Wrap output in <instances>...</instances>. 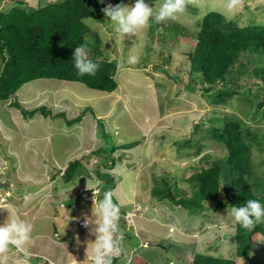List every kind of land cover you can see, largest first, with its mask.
I'll list each match as a JSON object with an SVG mask.
<instances>
[{
  "label": "rangeland",
  "instance_id": "rangeland-1",
  "mask_svg": "<svg viewBox=\"0 0 264 264\" xmlns=\"http://www.w3.org/2000/svg\"><path fill=\"white\" fill-rule=\"evenodd\" d=\"M14 1L0 0V9ZM24 1V7L36 9L62 0ZM121 3L131 2L104 0L103 4ZM162 3L149 4L156 11ZM228 3L184 0V11L175 19L162 21L148 42L144 36L141 39V33L148 32L151 21L135 31L137 40L132 41V33H117L102 12V22H84L91 31L90 42L94 44L96 37L100 42L99 49L93 46V56L98 58L101 52L118 67L116 90L108 94L80 83L40 79L23 85L14 98L0 101V224L8 215H19L33 225L30 264H68L73 257L86 261L87 243L95 237L78 222L85 215L91 216L92 190L87 184L95 187L99 180L97 199L102 197L105 182L99 179L97 169L114 179L113 198L121 204L120 226L127 237L131 234L128 245L137 247L139 238L145 241V234L157 239L158 249L152 248V241L150 250L139 248L136 252L150 264H188L195 254L234 258L236 264H264V239L257 236L250 257L235 258V246L230 242L234 222L227 216V207L216 209L213 203L205 202L202 211L190 213L169 199H156L152 193L159 187L171 191L175 199L191 198L188 179L193 169L208 167L226 155L224 147L209 137V120L236 117L256 139L264 137V117L260 115L264 108L251 120V102L243 95L248 90L250 96H264V83L252 75L256 64L250 63L248 56L240 59L243 76L235 70L232 74L240 93L224 104L213 106L202 93L184 90L189 81L186 55L194 44L191 37L206 14L217 12L228 20L237 17L240 26L264 25V0H233L231 9ZM131 56L138 57L136 63L128 62ZM13 102L36 113L25 118L11 107ZM77 117H81L79 122L67 126ZM198 124L203 125L196 131ZM262 145L252 143L250 160L259 180L264 179ZM115 148V152L110 151ZM75 160L82 166L71 181H64V171ZM111 161L114 165L109 169ZM0 264H23L22 253L10 250L0 257Z\"/></svg>",
  "mask_w": 264,
  "mask_h": 264
},
{
  "label": "trees",
  "instance_id": "trees-1",
  "mask_svg": "<svg viewBox=\"0 0 264 264\" xmlns=\"http://www.w3.org/2000/svg\"><path fill=\"white\" fill-rule=\"evenodd\" d=\"M155 1L146 0L148 3ZM25 5L24 0H15L13 5L0 9V101L10 100L23 85L40 79L80 83L88 89L108 94L116 90L118 67L113 61L103 58L101 52H98V58L93 56L100 65L94 75L78 74L72 59L74 48L81 44L87 43L92 49L95 45L100 48L98 37L94 38V44L90 42L88 34L91 31L84 22L87 19L102 22L105 5L100 0H62L36 9ZM150 21L151 28L147 33H141V39L144 36L147 42L150 33L161 24L154 19ZM192 35L194 44L186 55L189 81L184 85L185 91L202 93L213 106L224 104L227 99L240 93L232 81V74L235 70V74L243 76L245 68L240 64L242 55L248 56V61L256 64L251 73L261 84L264 83V25L240 26L237 17L228 20L217 12H210L201 19L199 30ZM137 36L134 32L130 39L137 40ZM173 37L177 39L175 35ZM243 95L251 102V120H254L264 108V96H250L248 90ZM10 105L25 118H32L36 113L24 111L17 102ZM41 110L42 115L47 117L46 110ZM260 115L264 117V110ZM80 120L81 117L72 119L67 126L71 127ZM209 121L212 125L207 130L209 137L224 147L226 155L208 167L193 169L194 173L188 179L193 191L191 198L175 199L171 191L159 187L152 189L153 195L161 201L169 199L190 213L202 211L205 202L213 203L216 209L243 205L248 199L264 202V179L256 177L250 162L252 143L262 144L264 137L256 139L255 133L244 127L236 117L226 116ZM202 125L195 126L196 131ZM260 150L264 151L263 145ZM113 165L114 161H111L108 168ZM81 166L80 160L70 162L62 179L71 181ZM96 173L105 182L103 191L115 188L114 179L109 174L101 175L99 169ZM221 194L224 196L220 199ZM254 236L264 239V222L257 223L251 230L234 223V235L230 237V242L235 246V258L250 257L255 246ZM120 258L116 257L113 264ZM131 258L134 259L129 264H149L140 254H136V257L132 254ZM188 264L236 263L234 258L195 254L188 259Z\"/></svg>",
  "mask_w": 264,
  "mask_h": 264
},
{
  "label": "clouds",
  "instance_id": "clouds-1",
  "mask_svg": "<svg viewBox=\"0 0 264 264\" xmlns=\"http://www.w3.org/2000/svg\"><path fill=\"white\" fill-rule=\"evenodd\" d=\"M100 3L103 4L104 0H100ZM227 7H233V0H229ZM102 11L117 33L131 34L147 26L152 19L156 22L175 19L178 13L184 11V0H163L156 11L146 0H132L130 4L121 3L115 6L108 4ZM72 59L80 75H94L100 66L98 61L93 59L92 48L87 43L74 48ZM137 60V56H131L128 62L134 64ZM96 185L89 187L87 184V188L92 190L93 204L91 216L85 215L83 226L95 239L87 243L86 259H89L91 264H113L116 257L126 252L124 234L120 226L121 204L114 200L111 190H104L102 197L97 199L101 182L97 180ZM226 212L234 223L247 230H251L257 223L264 222V202L260 199H248L243 205L227 207ZM32 232L33 225L27 220L19 215H8L6 221L0 224V257L15 249L22 253L23 264H30L33 253L28 246L32 241Z\"/></svg>",
  "mask_w": 264,
  "mask_h": 264
},
{
  "label": "crops",
  "instance_id": "crops-1",
  "mask_svg": "<svg viewBox=\"0 0 264 264\" xmlns=\"http://www.w3.org/2000/svg\"><path fill=\"white\" fill-rule=\"evenodd\" d=\"M116 201V200H115ZM131 205V204H130ZM83 220V219H82ZM165 220V219H164ZM123 228V227H122ZM140 230V229H139ZM123 231V234H124V245H125V248H126V252L123 254V255H121V258L117 261V263L116 264H129L130 263V259H131V256H132V254H134V256L136 257V252H137V250H139V248L140 249H144V250H150L149 249V245L148 244H150L152 241H153V243H154V245H155V247L157 246V248H155V247H152V248H154V249H158V247H160L159 245H157L156 243H157V239H153V237H150V235H148V237H147V235L145 234V241H147L146 243H147V245L148 246H146L145 244H144V239L143 238H139V244H138V246L137 247H135V248H132L131 247V244L130 245H128V243L131 241V240H129V238L131 237V234H129V237H127V238H125V228L122 230ZM138 231V230H137ZM139 233H140V231H139ZM128 235V234H127ZM126 235V236H127ZM136 235V234H135ZM152 239V240H151ZM64 240V239H63ZM126 240V241H125ZM144 244V245H143ZM164 249H165V247H163ZM127 252H129L128 254H127ZM143 257V256H142ZM74 258V260H72ZM72 259L70 258V260L68 261V264H70V263H72V264H91L90 263V261L88 262L87 260L88 259H86V261H84L83 262V257H81V258H75V257H73ZM127 260V261H126ZM150 264V263H149Z\"/></svg>",
  "mask_w": 264,
  "mask_h": 264
},
{
  "label": "built area",
  "instance_id": "built-area-1",
  "mask_svg": "<svg viewBox=\"0 0 264 264\" xmlns=\"http://www.w3.org/2000/svg\"><path fill=\"white\" fill-rule=\"evenodd\" d=\"M83 223H84V221L81 220V221L78 222V225H79L80 227H83V228H84Z\"/></svg>",
  "mask_w": 264,
  "mask_h": 264
}]
</instances>
